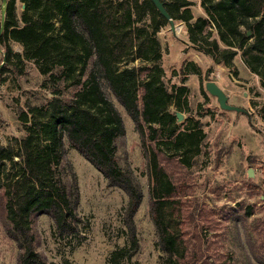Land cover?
Masks as SVG:
<instances>
[{"label": "trees", "instance_id": "obj_1", "mask_svg": "<svg viewBox=\"0 0 264 264\" xmlns=\"http://www.w3.org/2000/svg\"><path fill=\"white\" fill-rule=\"evenodd\" d=\"M161 1L172 19L185 22L188 39L198 50L225 66L232 65L240 51L243 63L259 75L264 88V0H200L205 15L196 18L188 0ZM21 2L19 13L15 0L6 2L0 32L5 61L0 72L10 66L13 56L20 57L9 45L14 41L23 47L26 57L35 58L37 63L39 58L50 62V77L78 73L85 79L69 99L52 97L51 111L41 113L46 120L33 122L36 130L25 125L27 133L18 141L17 149L0 142V175L7 162L17 167L0 181V218L18 248L15 264H57L36 249L33 224L40 214L52 218L59 237L79 232V189L65 159L64 137L102 173L108 186L126 193L127 248L133 254L138 247L133 218L143 193L124 157L123 118L104 95L99 78L105 80L139 135L146 160L149 211L157 244L165 252L160 264H216L209 260L200 232L189 236L181 231L182 221H193L197 208L185 204L182 198L188 194L187 186L176 182L164 165L165 159L180 151L178 163L189 165L186 154L204 136L199 119L192 126L178 128L175 111L168 109L171 102L180 107L179 96L188 90L183 84L168 88L161 77L158 32L168 19L151 0ZM127 56L143 63L120 67ZM51 79L47 77L44 86ZM57 84L50 87L54 95L59 92ZM249 212L234 220L235 236H239L236 222L245 224ZM254 230L255 237L248 232L246 241L254 259L264 264V227L254 226ZM117 253L115 250L111 256ZM247 264L253 262L249 259Z\"/></svg>", "mask_w": 264, "mask_h": 264}, {"label": "rangeland", "instance_id": "obj_2", "mask_svg": "<svg viewBox=\"0 0 264 264\" xmlns=\"http://www.w3.org/2000/svg\"><path fill=\"white\" fill-rule=\"evenodd\" d=\"M7 1L0 0V20ZM188 1L194 18L205 15L200 0ZM22 5L21 0H15L18 13ZM179 9L182 11L183 7ZM173 20L174 29L168 22L158 32L161 42L159 64L163 68L161 77L168 88L183 84L188 90L179 96L180 107L171 102L168 109L182 113L181 120L176 117L178 128L192 126L194 120L199 119L204 133L194 145L198 150L193 148L186 154L189 165L178 163L182 151L178 154L169 152L173 154L164 160L172 178L187 186L188 194L182 200L191 205L190 208H197L194 220L184 219L180 229L189 236L200 232L209 260L216 264H247L249 259L253 264H259L251 255L246 234L250 232L255 237L254 226L264 227V88L260 85L259 75L243 63L240 51L230 66L215 63L190 42L185 22L178 18ZM9 45L13 52L20 53V57L13 56L10 66L0 72V142L17 149L18 141L27 133L25 125H32L36 130L33 122L46 120V115L41 113L51 111L52 97L69 99L82 85L85 76L75 73L54 79L49 76L50 62L39 58L37 63L35 58L26 57L20 44L9 41ZM3 60L4 47L0 43V68ZM141 63L139 59L127 56L120 67ZM47 77L52 79L44 86ZM207 80H214L227 94L228 102L244 110L221 108L216 97L206 90ZM54 82L59 84L56 96L50 90ZM99 83L104 95L123 118L126 130L124 157L143 193L133 218L138 247L133 254L127 248L124 225L126 193L117 186H108L102 173L64 137L65 159L76 175L79 189V232L59 237L52 218L40 214L33 224L36 249L57 264H160L165 252L157 244V233L149 211L146 160L138 132L105 80L99 78ZM14 160L17 162L18 158L15 156ZM16 169L7 162L0 181ZM249 169L251 176L248 175ZM247 210L250 212L244 218L245 224L240 220L236 222L237 237L234 235L237 230L234 229V220ZM251 243L256 246L253 241ZM115 250L118 253L112 257ZM17 251L15 241L7 235L0 218V264H15Z\"/></svg>", "mask_w": 264, "mask_h": 264}, {"label": "water", "instance_id": "obj_3", "mask_svg": "<svg viewBox=\"0 0 264 264\" xmlns=\"http://www.w3.org/2000/svg\"><path fill=\"white\" fill-rule=\"evenodd\" d=\"M155 7L158 9V11L168 19L170 23V28L174 29L175 23L174 20L171 18L169 12L167 11L166 7L164 6L163 2L161 0H151ZM4 16H5V8H2V13H1V20H0V32L2 31L3 24H4ZM251 30L247 29L246 34L250 35ZM4 61V60H3ZM2 61V63H3ZM205 88L206 90L213 96L216 97L217 102L219 106L223 109L227 110H235V111H243L244 109L240 106L231 104L228 102V96L225 93V91L214 81V80H207L205 82ZM176 117L178 120H181L183 115L181 112L176 111L175 112ZM248 175H252L251 169L248 170Z\"/></svg>", "mask_w": 264, "mask_h": 264}]
</instances>
